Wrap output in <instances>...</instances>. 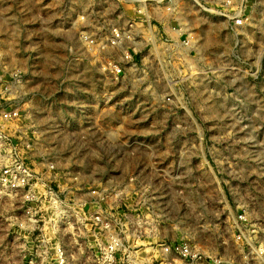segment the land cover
<instances>
[{
	"label": "rangeland",
	"instance_id": "374dc122",
	"mask_svg": "<svg viewBox=\"0 0 264 264\" xmlns=\"http://www.w3.org/2000/svg\"><path fill=\"white\" fill-rule=\"evenodd\" d=\"M172 4L0 0V77L21 79L20 125L46 156L135 223L122 263L189 241L264 264V0ZM16 205L0 193V264H28ZM63 241L68 264H97L83 235Z\"/></svg>",
	"mask_w": 264,
	"mask_h": 264
},
{
	"label": "built area",
	"instance_id": "2783aa9c",
	"mask_svg": "<svg viewBox=\"0 0 264 264\" xmlns=\"http://www.w3.org/2000/svg\"><path fill=\"white\" fill-rule=\"evenodd\" d=\"M136 1L137 17H149L143 11L147 3L155 17L161 18L165 11V16L173 11V0ZM124 35L120 28H114L111 43L118 45ZM83 37L94 42L89 35ZM124 54L126 59L132 58L128 50ZM116 70L122 72L119 66ZM2 79L0 77V193L17 203V211L9 218L21 219L19 226L27 234L24 256L28 264H68V249L63 241L66 230L91 241L97 264H124L125 252L132 253L137 248L135 232L132 239L126 235L135 223L132 221L127 226L125 220L129 214H121L118 207L110 206L102 190L86 187L73 167L61 168L54 157L46 156L33 137L35 133H29L20 125L21 79L18 76L12 81ZM240 218L245 217L240 215ZM152 248L154 259L148 264H233L229 259L204 253L189 241H164ZM127 264L141 262L129 259Z\"/></svg>",
	"mask_w": 264,
	"mask_h": 264
}]
</instances>
